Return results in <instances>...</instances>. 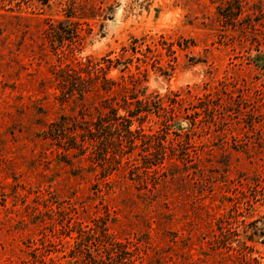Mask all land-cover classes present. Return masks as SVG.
Listing matches in <instances>:
<instances>
[{
    "label": "rangeland",
    "instance_id": "374dc122",
    "mask_svg": "<svg viewBox=\"0 0 264 264\" xmlns=\"http://www.w3.org/2000/svg\"><path fill=\"white\" fill-rule=\"evenodd\" d=\"M59 20L80 37L54 49ZM88 57L161 99L142 125L168 127L175 155L148 166L138 140L107 163L91 139L82 153L46 137L63 115L98 119L104 92L63 101L55 78ZM111 248L264 264V0H0V264H111Z\"/></svg>",
    "mask_w": 264,
    "mask_h": 264
},
{
    "label": "trees",
    "instance_id": "16d2710c",
    "mask_svg": "<svg viewBox=\"0 0 264 264\" xmlns=\"http://www.w3.org/2000/svg\"><path fill=\"white\" fill-rule=\"evenodd\" d=\"M47 34L53 40L54 49L58 48V44L63 45L66 40L74 41L75 38L80 37L78 26L76 24L66 25L64 20H59L58 24H49ZM56 42H58L57 45ZM115 64L117 61L111 58H102V61H99L88 57L85 63L78 61L77 66L69 63L55 72L58 88L61 91L60 98L63 101H68L75 95L84 99L91 92L96 95L104 92L106 95L100 96L102 111L91 125H80L71 117L63 115L59 120L51 122L46 130V137L59 142L64 141L66 144L63 146L66 149L78 148L82 153L86 149L85 142L91 139L95 142L93 146L95 145L96 148L93 154L96 159L107 163L116 160L117 164H120L121 159H116V154L123 156L132 152L138 147L137 141L141 140L144 150L149 152L144 155L148 166L160 164L167 156V149H171L173 155L176 154L172 143L166 144L168 127L164 134L147 133L142 124L152 108L158 113L164 108L161 99L140 98L134 91L129 94L131 88L124 81L121 82L109 75L110 69ZM151 104L154 107H151ZM121 108L125 110V113L120 112ZM136 120L140 122L138 126H135ZM71 121L73 126H71ZM78 126L82 131H78ZM152 147L155 148L154 151H151ZM182 157L179 156V158ZM106 251L108 258L116 262L113 264H135L131 251L124 250L123 254L117 253V259L112 254L115 252L114 248L106 249ZM97 263L107 264L103 259H98Z\"/></svg>",
    "mask_w": 264,
    "mask_h": 264
}]
</instances>
